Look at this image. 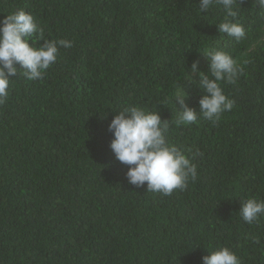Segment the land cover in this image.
Returning a JSON list of instances; mask_svg holds the SVG:
<instances>
[{"label":"trees","instance_id":"obj_1","mask_svg":"<svg viewBox=\"0 0 264 264\" xmlns=\"http://www.w3.org/2000/svg\"><path fill=\"white\" fill-rule=\"evenodd\" d=\"M237 2L240 40L199 0H0V19L23 9L44 39L72 41L41 80L12 77L0 104V264H202L220 246L264 264V214L251 225L239 214L264 200V10ZM216 50L243 68L221 82L233 109L178 124L173 92L198 112L191 66L207 72ZM129 105L158 112L168 140L195 154L183 191L128 182L107 126Z\"/></svg>","mask_w":264,"mask_h":264},{"label":"clouds","instance_id":"obj_2","mask_svg":"<svg viewBox=\"0 0 264 264\" xmlns=\"http://www.w3.org/2000/svg\"><path fill=\"white\" fill-rule=\"evenodd\" d=\"M237 0H199V11L208 12L213 6H220L224 18L217 26L219 33L240 40L245 37V29L237 22L239 10ZM259 9L264 10V0H255ZM44 29L38 25L33 15L19 9L0 19V104L9 97L12 77L22 74L27 80H41L46 70L55 63L59 48H71L72 41L66 39H44ZM38 46H34L37 42ZM207 72L197 69L196 73L201 96L199 111L185 105L188 93L180 86L173 92V101H177L178 124H190L203 118L211 122L219 121L221 114L231 111L234 101L229 99L221 86L222 81L235 83L243 68L233 57L223 51L207 54ZM19 65V67H17ZM188 77L191 76L186 73ZM112 134L109 147L115 160L128 166L125 173L128 182L137 188L146 185V191L159 192L164 196L175 190L183 191L189 182L197 179V166L192 162L195 154L188 155L185 150L172 144L167 137L168 124L158 112H148L139 106L129 105L116 114L108 124ZM239 214L247 224L258 222L264 214V200L247 198L240 204ZM202 264H241L239 257L229 247L207 251L201 257Z\"/></svg>","mask_w":264,"mask_h":264}]
</instances>
